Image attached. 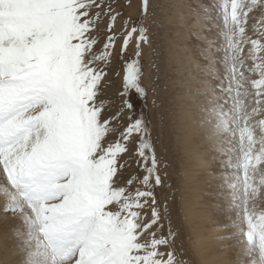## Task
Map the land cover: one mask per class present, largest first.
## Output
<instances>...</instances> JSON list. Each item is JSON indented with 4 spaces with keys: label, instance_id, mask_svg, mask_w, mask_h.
I'll use <instances>...</instances> for the list:
<instances>
[{
    "label": "rangeland",
    "instance_id": "374dc122",
    "mask_svg": "<svg viewBox=\"0 0 264 264\" xmlns=\"http://www.w3.org/2000/svg\"><path fill=\"white\" fill-rule=\"evenodd\" d=\"M142 3H113L122 15L113 29L117 38L101 99L120 104L124 66L137 60L138 51L145 96L132 118L142 113L150 129L162 181L153 188L160 221L149 227L150 205L133 209V215L88 194L66 153L49 144L44 98L24 78L5 73L0 264H207L196 253L200 242L190 238L200 225L186 206L192 214L199 209L188 200L193 184L208 191L199 202L213 218L203 231L218 232L226 264H264V0H147L146 10ZM196 19L200 27L190 28ZM107 24V18L99 23L96 51L112 34ZM134 26L121 55L123 36ZM140 27L147 42L137 49ZM193 30H201L202 38ZM184 45L191 46L190 54L181 52ZM211 67L216 75L209 78ZM204 106L212 118L200 110ZM216 119L221 123L213 129ZM214 132L210 146L207 135ZM198 159L205 168L197 167ZM126 160L127 154L120 162ZM144 174L134 160L121 169L120 185L129 195L144 190ZM161 239L165 246L157 247L154 240Z\"/></svg>",
    "mask_w": 264,
    "mask_h": 264
},
{
    "label": "snow or ice",
    "instance_id": "6c2138e0",
    "mask_svg": "<svg viewBox=\"0 0 264 264\" xmlns=\"http://www.w3.org/2000/svg\"><path fill=\"white\" fill-rule=\"evenodd\" d=\"M114 2L0 0V76H20L44 98L48 106L44 115L49 144L66 153L85 191L116 203L133 215V209L150 205L151 227L161 219L153 188L162 181L157 174L148 122L139 112L132 118L145 96L139 83L138 51L137 60L124 66L120 104L106 105L101 99L107 77L104 68L110 64L117 38L113 29L122 15L113 8ZM146 6L147 0H143L142 10ZM104 18L108 20L107 31L112 34L96 51L98 26ZM127 24L125 20L123 26L126 28ZM136 31L134 26L123 36L121 55ZM144 31L140 27L137 49L140 41L147 42ZM125 111L129 113L127 117ZM110 136L115 139H108ZM125 154L128 160L121 163ZM134 160L145 172L139 180L144 190L129 195L127 188L120 185L119 173ZM131 183L129 179L127 184ZM154 244L165 246L162 239L154 240Z\"/></svg>",
    "mask_w": 264,
    "mask_h": 264
},
{
    "label": "bare ground",
    "instance_id": "6f19581e",
    "mask_svg": "<svg viewBox=\"0 0 264 264\" xmlns=\"http://www.w3.org/2000/svg\"><path fill=\"white\" fill-rule=\"evenodd\" d=\"M189 27H195L198 26L200 27L201 22L199 19L196 20H192L189 23ZM193 35H195L196 37L202 38L203 36V32L201 30L197 31V30H193V32H191ZM188 36V34H186ZM183 49V50H182ZM181 52L183 51H187L184 52L185 54H190L191 53V46L190 45H184L182 46ZM185 49V50H184ZM216 75V68L215 67H211L210 68V72H209V78L210 77H214ZM198 79V78H197ZM206 84V83H205ZM201 86V85H200ZM203 88L201 87H196L194 91H202ZM209 95V94H207ZM215 114L217 113L218 110V102L215 104ZM201 111H206L210 118H212V114L209 113L208 108L207 107H203L200 108ZM221 117V113L219 118ZM209 120V118H208ZM208 120H204L203 121V127L206 126V123L208 122ZM220 120L216 119L215 120V124H214V128H217V126H219L220 124ZM205 128V127H204ZM209 141H212L209 145L211 146L214 143V139L216 137V132L214 133H208L207 135ZM202 159V158H201ZM199 160V159H198ZM200 161V162H199ZM198 163L196 165H198L197 167H203L205 168V162L203 160H199ZM29 185V184H26ZM24 186V185H23ZM25 187V186H24ZM190 193V198L188 199L191 202L192 208L193 210L197 207H199V209H197L195 212H193L192 214V210L191 207L188 203H186V206L188 207V211H189V217L193 218L195 221H197L198 223H200L199 227L193 229L190 231V238L194 239L195 242H200V251L198 249H196V253L197 256L199 257V259L207 264H226V261L223 257V252L224 250L219 249V247L221 246V243H219L218 241H216V238H218V232H214V233H208V234H204L203 230H206L208 232V229L210 230V227H208L207 225H210L211 223L208 222L209 220H212L209 213L207 212V209H204V203L203 202H199V198L204 196L206 193H208V191L204 188V185L202 184H193L191 186V190L189 191ZM206 226V227H205ZM131 234V233H130ZM189 243H193V241L191 240ZM199 244V243H198Z\"/></svg>",
    "mask_w": 264,
    "mask_h": 264
}]
</instances>
